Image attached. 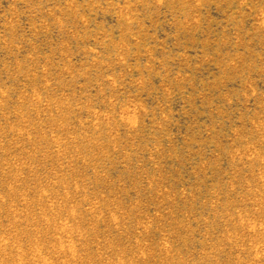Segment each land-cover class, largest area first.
<instances>
[{"label": "rangeland", "instance_id": "obj_1", "mask_svg": "<svg viewBox=\"0 0 264 264\" xmlns=\"http://www.w3.org/2000/svg\"><path fill=\"white\" fill-rule=\"evenodd\" d=\"M0 264H264V0H0Z\"/></svg>", "mask_w": 264, "mask_h": 264}]
</instances>
